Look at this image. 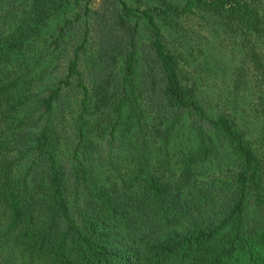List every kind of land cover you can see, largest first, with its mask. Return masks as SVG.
I'll list each match as a JSON object with an SVG mask.
<instances>
[{
    "label": "trees",
    "instance_id": "1",
    "mask_svg": "<svg viewBox=\"0 0 264 264\" xmlns=\"http://www.w3.org/2000/svg\"><path fill=\"white\" fill-rule=\"evenodd\" d=\"M143 1L101 0L98 11L91 0H74L79 11L46 44L57 54L68 46L65 73L33 93L37 69L52 63L38 45L65 3L0 0V264H264V158L230 114L198 101L160 28L207 14L238 35L260 72L264 0ZM72 79L80 114L116 120L133 109L143 146L184 128L178 170L165 154L161 168L145 159L108 185L81 164L68 174L51 122Z\"/></svg>",
    "mask_w": 264,
    "mask_h": 264
},
{
    "label": "rangeland",
    "instance_id": "2",
    "mask_svg": "<svg viewBox=\"0 0 264 264\" xmlns=\"http://www.w3.org/2000/svg\"><path fill=\"white\" fill-rule=\"evenodd\" d=\"M63 1L65 5L56 10L46 24L42 36L46 38L45 43L38 45L37 52L52 63L45 71H40L44 65L37 69L42 77L33 83V93L42 92L65 73L68 46L60 54L57 50L50 52L52 44L46 47L54 37L57 24L80 9L74 0ZM126 1L132 6L144 5L143 0ZM90 5L99 11L101 0H91ZM160 28L166 45L176 55L185 84L193 89L198 101L209 112L230 114L237 128L264 158V70H255L243 55L238 35L207 14L180 18L179 26L174 29L163 25ZM90 52H95V45ZM79 70L88 86L87 60L83 57ZM80 98V88L76 86V79H72L71 84L63 88L51 122L57 153L68 174L72 166L81 164L98 184L108 185L118 181L119 176L136 171L145 159L149 169L161 168L165 154L169 155L172 172L178 170L179 159L188 146L184 128L167 142L148 140L147 146H143L133 109L126 108L116 120L111 115L102 118L93 111L80 114ZM112 124L114 131L110 134ZM79 131L84 132L82 137Z\"/></svg>",
    "mask_w": 264,
    "mask_h": 264
}]
</instances>
